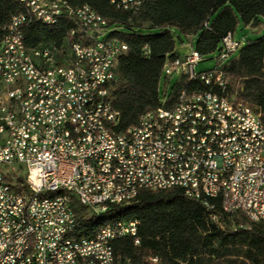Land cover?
I'll return each instance as SVG.
<instances>
[{
  "label": "built area",
  "instance_id": "1",
  "mask_svg": "<svg viewBox=\"0 0 264 264\" xmlns=\"http://www.w3.org/2000/svg\"><path fill=\"white\" fill-rule=\"evenodd\" d=\"M12 1L24 13L0 39V264H116L115 241L140 245L136 222L70 242L61 235L77 228L74 203L98 216L127 204L121 194L130 188L178 189L193 201L210 197L226 205L235 232L245 229L236 218L264 217V121L227 94L222 68L241 48L232 35L213 71L197 73L205 61L195 50L168 61L162 78L182 74L177 89L186 80L176 102L165 109L174 90L166 93V102L137 127L119 131L112 90L128 47L99 41L108 22L89 7L68 10L60 0ZM110 1L135 12L148 0ZM29 10L38 18H29ZM64 16L80 25L78 38L59 50L26 47L28 26ZM212 117H221L224 129ZM80 184L97 192L96 203L80 196ZM58 190L69 200H60ZM210 220L223 229L221 217ZM29 233L37 240L28 241Z\"/></svg>",
  "mask_w": 264,
  "mask_h": 264
},
{
  "label": "trees",
  "instance_id": "2",
  "mask_svg": "<svg viewBox=\"0 0 264 264\" xmlns=\"http://www.w3.org/2000/svg\"><path fill=\"white\" fill-rule=\"evenodd\" d=\"M60 1L70 10L92 9L112 28L108 39L128 47L117 66L112 90L114 110L120 114L119 131L137 127L146 114L161 107L163 68L168 61L180 58L176 39L194 40V50L206 59L220 53L223 41L229 35L234 37L239 28H264V0H148L135 12L119 10L110 0ZM22 13L19 4L0 0V39L12 19ZM75 30L66 16L55 27L32 24L25 29V44L30 50H59ZM222 71L229 85L227 94L264 121V36L248 40ZM185 87L183 80L165 109ZM196 87L190 84V89ZM72 207L78 238L95 236L119 223L138 224L139 246L129 238L113 243L116 264H154L153 260L158 264H264V222L253 225L236 218L234 223L250 230L235 232L219 202L193 201L182 190L144 192L129 207H113L102 217L77 203ZM212 215L221 217L223 229L211 222Z\"/></svg>",
  "mask_w": 264,
  "mask_h": 264
},
{
  "label": "bare ground",
  "instance_id": "3",
  "mask_svg": "<svg viewBox=\"0 0 264 264\" xmlns=\"http://www.w3.org/2000/svg\"><path fill=\"white\" fill-rule=\"evenodd\" d=\"M63 2V1H62ZM65 3V2H64ZM67 6V4L65 3ZM68 8V6H67ZM81 9V8H80ZM68 10H70L68 8ZM78 10V9H77ZM29 18H38V11L37 10H29ZM70 19L71 23L75 26L76 30L71 33V38H78V34L80 32V25H75L73 20ZM61 20V19H60ZM60 21H55V20H37L36 24L43 25L45 27H55L59 24ZM212 125L215 126L217 129H224V122L221 121V117H212ZM152 193H156V191H149ZM142 194V192H137V188H130L127 189L123 194H121V201H127V204H124L120 207H129L132 205ZM80 196L83 199H86L88 203H96L97 200V192H95L94 189L90 188L89 184H80ZM58 197L60 200H69V193L66 192V190H58ZM201 201L207 202L211 201L210 197H201ZM221 210H222V215L224 217L227 216V208L226 205L220 204ZM106 213H102L98 215L97 217H102ZM244 219L248 220L251 224L253 225H259L264 222V217H244ZM217 226V222H212ZM122 223H119L114 226H110L107 228L102 229L100 232L97 234L104 232L108 229H115L119 228ZM241 230H250L249 228L241 229ZM78 236L77 233V228L74 229H66L63 230L62 235H61V242H70L74 239H76ZM78 239H86V237L83 238H78ZM37 240V233H29L28 234V241H36Z\"/></svg>",
  "mask_w": 264,
  "mask_h": 264
},
{
  "label": "rangeland",
  "instance_id": "4",
  "mask_svg": "<svg viewBox=\"0 0 264 264\" xmlns=\"http://www.w3.org/2000/svg\"><path fill=\"white\" fill-rule=\"evenodd\" d=\"M112 28L103 31L101 33V37L99 38V41L106 40L110 37L112 33ZM264 36V28L259 29H252V28H244L241 27L237 30V32L234 35V39L237 43L241 44L240 51L246 47V43L248 40H254L260 37ZM195 41H187L186 39H182V42L178 39H176V51L180 57H187L189 56L192 51L195 49ZM219 57V53L212 55L211 57H208L204 59V63L200 64L196 71L198 74L201 73H207L209 71H213L217 66V59ZM182 74L178 73L174 76V78H171L169 81H166L165 77L162 78L159 86V94H160V100L162 103H165V94L168 93L169 95L173 92L174 88L179 84L181 80Z\"/></svg>",
  "mask_w": 264,
  "mask_h": 264
}]
</instances>
